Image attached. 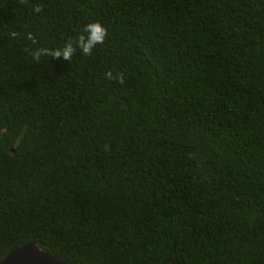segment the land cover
Listing matches in <instances>:
<instances>
[{"label":"trees","instance_id":"16d2710c","mask_svg":"<svg viewBox=\"0 0 264 264\" xmlns=\"http://www.w3.org/2000/svg\"><path fill=\"white\" fill-rule=\"evenodd\" d=\"M92 21L90 56L25 51ZM29 240L73 264H264V0H0V258Z\"/></svg>","mask_w":264,"mask_h":264},{"label":"clouds","instance_id":"9594fccd","mask_svg":"<svg viewBox=\"0 0 264 264\" xmlns=\"http://www.w3.org/2000/svg\"><path fill=\"white\" fill-rule=\"evenodd\" d=\"M27 2V0H22ZM33 12L41 13L43 8L37 4L33 6ZM108 29L102 25L99 21H92L83 26L82 31L76 36L75 42L69 40L62 48L50 49L47 47H40L34 50L25 49V51L31 56L32 60L39 63L42 57H51L52 59H63L64 61L71 62L73 56L77 50L83 56H90L94 48L97 45H103L108 37ZM105 78L107 80H116L120 84L124 83V77L122 74L113 75L111 71L106 72Z\"/></svg>","mask_w":264,"mask_h":264},{"label":"water","instance_id":"95a60500","mask_svg":"<svg viewBox=\"0 0 264 264\" xmlns=\"http://www.w3.org/2000/svg\"><path fill=\"white\" fill-rule=\"evenodd\" d=\"M0 264H73L60 261L35 241L29 240L8 251L0 258Z\"/></svg>","mask_w":264,"mask_h":264}]
</instances>
